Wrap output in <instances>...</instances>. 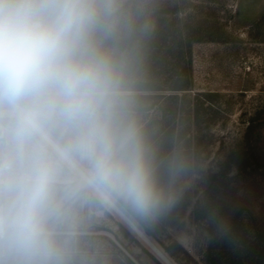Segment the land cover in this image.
<instances>
[{"label": "rangeland", "instance_id": "374dc122", "mask_svg": "<svg viewBox=\"0 0 264 264\" xmlns=\"http://www.w3.org/2000/svg\"><path fill=\"white\" fill-rule=\"evenodd\" d=\"M129 3L135 31L116 46L170 203L123 212L147 241L93 209L74 264H264V0ZM181 71L190 90L168 91Z\"/></svg>", "mask_w": 264, "mask_h": 264}, {"label": "clouds", "instance_id": "9594fccd", "mask_svg": "<svg viewBox=\"0 0 264 264\" xmlns=\"http://www.w3.org/2000/svg\"><path fill=\"white\" fill-rule=\"evenodd\" d=\"M133 19L129 0H0V264H74L93 209L170 203L116 46Z\"/></svg>", "mask_w": 264, "mask_h": 264}, {"label": "trees", "instance_id": "16d2710c", "mask_svg": "<svg viewBox=\"0 0 264 264\" xmlns=\"http://www.w3.org/2000/svg\"><path fill=\"white\" fill-rule=\"evenodd\" d=\"M188 39V38H187ZM185 44L186 47L188 48V51H187V55H188V58L190 57V44H188V40L185 41ZM173 78V82L175 81L174 85H170L167 87V90L168 91H171V92H177V91H181V92H186L188 90H190V83H189V79L190 77L186 75V73L182 74V71L177 73ZM149 82H152V81H149ZM151 87H153V85L151 84L150 85ZM150 91L153 90V89H149ZM173 97V98H171ZM169 96V98H165V99H177L176 96ZM187 97L183 96L182 98V101L185 100ZM177 104V103H176ZM189 113L191 114V117L192 119H196L197 116H198V109H197V105L196 107H192V109H189ZM264 251V249H263Z\"/></svg>", "mask_w": 264, "mask_h": 264}, {"label": "bare ground", "instance_id": "6f19581e", "mask_svg": "<svg viewBox=\"0 0 264 264\" xmlns=\"http://www.w3.org/2000/svg\"><path fill=\"white\" fill-rule=\"evenodd\" d=\"M118 217H120L127 226H129V228L139 237H141V233L139 231V229H137V227L132 223V221L122 212V211H117V210H113ZM143 235V234H142ZM145 238V237H144ZM146 239V238H145ZM161 255V254H160ZM162 256V255H161ZM163 257V256H162ZM164 260H166V258L163 257ZM167 261V260H166Z\"/></svg>", "mask_w": 264, "mask_h": 264}, {"label": "water", "instance_id": "95a60500", "mask_svg": "<svg viewBox=\"0 0 264 264\" xmlns=\"http://www.w3.org/2000/svg\"><path fill=\"white\" fill-rule=\"evenodd\" d=\"M138 229V228H137ZM140 231V230H139ZM140 235H141V237L144 239V240H146L145 238H144V236L142 235V232L140 231ZM147 241V240H146Z\"/></svg>", "mask_w": 264, "mask_h": 264}]
</instances>
